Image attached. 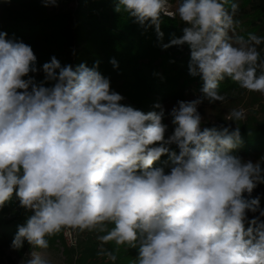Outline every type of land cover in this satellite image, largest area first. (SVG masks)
Listing matches in <instances>:
<instances>
[{
	"label": "clouds",
	"instance_id": "obj_1",
	"mask_svg": "<svg viewBox=\"0 0 264 264\" xmlns=\"http://www.w3.org/2000/svg\"><path fill=\"white\" fill-rule=\"evenodd\" d=\"M113 4L161 50L187 48L200 94L145 111L124 102L99 60L39 64L31 45L0 30V210L15 198L26 214L10 244L30 248L19 264H51L49 238L64 230L135 249L131 264H264V155L237 152L247 111L231 109L230 123L200 111L227 99L225 81L264 95V36L238 33V0ZM177 17L181 34L165 42V18Z\"/></svg>",
	"mask_w": 264,
	"mask_h": 264
},
{
	"label": "trees",
	"instance_id": "obj_2",
	"mask_svg": "<svg viewBox=\"0 0 264 264\" xmlns=\"http://www.w3.org/2000/svg\"><path fill=\"white\" fill-rule=\"evenodd\" d=\"M238 3V33L264 36V0H238ZM113 8V0H60L59 7L54 8L43 7L40 0H11L10 3L0 0V30L10 36L14 33L31 45L39 64L52 55L62 63L73 65L87 62L91 66L99 60L100 71L111 77L112 88L126 97L124 102L145 111L151 110L157 100L170 109L178 99L199 95L201 81L191 78L187 72V48L183 52L176 48L161 50L155 44L153 33L141 35V30L126 14H117ZM179 24L178 17L176 20L165 18L162 26L165 42L170 33L181 34ZM113 57L119 62L118 71L109 63ZM220 91L227 95L223 103L205 102L200 108L205 122L230 123L224 121L230 110L244 108L247 119L237 122L244 143L237 152L256 160L264 155V122L258 118L259 113H264V95L247 92L230 81L223 82ZM256 192H264V185ZM25 215L15 198L0 210V264H9L5 258L8 250H12L10 244L17 225L24 222ZM92 236L105 257L108 258L105 249L117 255L115 262L109 260L110 264H131L137 255L135 249L125 246L117 249L114 243L101 246L97 234L93 232ZM27 247L25 243L23 249L12 251L20 256Z\"/></svg>",
	"mask_w": 264,
	"mask_h": 264
},
{
	"label": "rangeland",
	"instance_id": "obj_3",
	"mask_svg": "<svg viewBox=\"0 0 264 264\" xmlns=\"http://www.w3.org/2000/svg\"><path fill=\"white\" fill-rule=\"evenodd\" d=\"M171 7L174 8L175 4ZM258 118L259 121L263 123L264 113H259ZM65 231L66 230L49 238L50 247L47 250V256L50 259L51 264H110L109 259L98 250V245L95 246V238L92 236L93 232L75 231L76 242L74 244H70L65 235ZM29 251L30 248L28 246L26 251L19 256L9 249L5 262L9 264H19L20 259ZM33 251L39 250L33 249Z\"/></svg>",
	"mask_w": 264,
	"mask_h": 264
},
{
	"label": "built area",
	"instance_id": "obj_4",
	"mask_svg": "<svg viewBox=\"0 0 264 264\" xmlns=\"http://www.w3.org/2000/svg\"><path fill=\"white\" fill-rule=\"evenodd\" d=\"M65 235L68 238L70 244H74L76 242L75 230H66Z\"/></svg>",
	"mask_w": 264,
	"mask_h": 264
}]
</instances>
